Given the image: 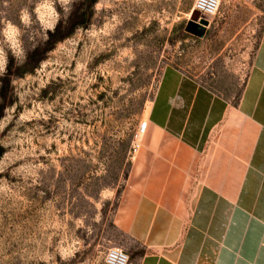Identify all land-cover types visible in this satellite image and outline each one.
Masks as SVG:
<instances>
[{"label":"rangeland","instance_id":"rangeland-1","mask_svg":"<svg viewBox=\"0 0 264 264\" xmlns=\"http://www.w3.org/2000/svg\"><path fill=\"white\" fill-rule=\"evenodd\" d=\"M218 3L205 26L195 0H0V264L127 253L131 146L164 68L231 101L249 70L264 0Z\"/></svg>","mask_w":264,"mask_h":264},{"label":"crops","instance_id":"crops-1","mask_svg":"<svg viewBox=\"0 0 264 264\" xmlns=\"http://www.w3.org/2000/svg\"><path fill=\"white\" fill-rule=\"evenodd\" d=\"M148 113L129 264H264V27L236 101L168 65Z\"/></svg>","mask_w":264,"mask_h":264},{"label":"built area","instance_id":"built-area-1","mask_svg":"<svg viewBox=\"0 0 264 264\" xmlns=\"http://www.w3.org/2000/svg\"><path fill=\"white\" fill-rule=\"evenodd\" d=\"M219 3L218 0H195L194 10L198 11L201 17H212L216 14ZM147 129V123L142 122L137 136L141 138V135ZM136 136V137H137ZM133 155L139 148V142L135 141L132 144ZM104 264H129L128 254L121 248L113 247L108 249L104 258Z\"/></svg>","mask_w":264,"mask_h":264},{"label":"water","instance_id":"water-1","mask_svg":"<svg viewBox=\"0 0 264 264\" xmlns=\"http://www.w3.org/2000/svg\"><path fill=\"white\" fill-rule=\"evenodd\" d=\"M197 20H200L201 24H203V25H205V26L208 24L207 20L203 19V18L200 16V14H199L198 11L193 10L192 13H191V22H190V23H192V22H194V21H197Z\"/></svg>","mask_w":264,"mask_h":264},{"label":"bare ground","instance_id":"bare-ground-1","mask_svg":"<svg viewBox=\"0 0 264 264\" xmlns=\"http://www.w3.org/2000/svg\"><path fill=\"white\" fill-rule=\"evenodd\" d=\"M143 122H145V121H143ZM146 123V122H145Z\"/></svg>","mask_w":264,"mask_h":264}]
</instances>
